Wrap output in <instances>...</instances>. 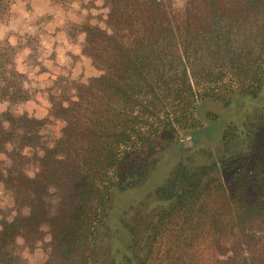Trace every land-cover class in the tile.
Segmentation results:
<instances>
[{"label":"trees","instance_id":"obj_1","mask_svg":"<svg viewBox=\"0 0 264 264\" xmlns=\"http://www.w3.org/2000/svg\"><path fill=\"white\" fill-rule=\"evenodd\" d=\"M109 5L103 27L82 28L99 74L60 77L42 118L12 112L31 95L0 41V184L11 199L0 206V264H27L22 251L40 246L44 264H116L113 193L203 126L201 103L241 98L257 102L224 128L215 155L179 162L149 213L118 220V264H264V0Z\"/></svg>","mask_w":264,"mask_h":264},{"label":"rangeland","instance_id":"obj_2","mask_svg":"<svg viewBox=\"0 0 264 264\" xmlns=\"http://www.w3.org/2000/svg\"><path fill=\"white\" fill-rule=\"evenodd\" d=\"M172 1L175 7H181L183 3V0ZM109 8V0H0V41L13 46L14 67L24 75L23 86L31 95L29 102L12 106L13 113L26 112L42 118L49 107V94L60 77L87 82L99 74L91 60L81 52L84 39L82 28L86 24L103 27ZM256 102L241 98L229 106L211 100L201 103L198 115L203 126L183 135L158 155L141 184L113 193L106 219L112 243L107 251L108 260L115 258L118 264V226L121 229L118 220L124 218L131 221L140 206L149 213L151 207L143 206L144 203L157 197L156 191L166 178L172 176L177 164L207 162L221 146L224 128L229 123L240 121V116ZM7 106L5 101L0 100V114ZM207 113L217 118H206ZM60 127V122L50 125L54 132H58ZM10 204L11 199L0 184V206ZM22 256L27 264H44L47 250L42 246L32 252L24 249Z\"/></svg>","mask_w":264,"mask_h":264}]
</instances>
